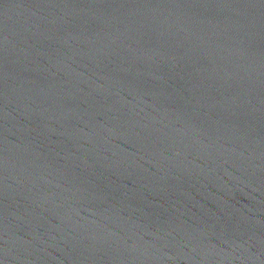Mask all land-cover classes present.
<instances>
[{"label":"water","instance_id":"obj_1","mask_svg":"<svg viewBox=\"0 0 264 264\" xmlns=\"http://www.w3.org/2000/svg\"><path fill=\"white\" fill-rule=\"evenodd\" d=\"M0 264H264V0H0Z\"/></svg>","mask_w":264,"mask_h":264}]
</instances>
